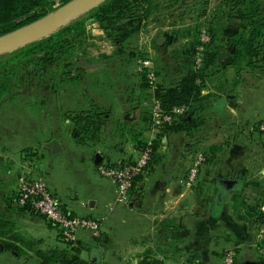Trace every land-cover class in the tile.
<instances>
[{
    "label": "crops",
    "instance_id": "obj_1",
    "mask_svg": "<svg viewBox=\"0 0 264 264\" xmlns=\"http://www.w3.org/2000/svg\"><path fill=\"white\" fill-rule=\"evenodd\" d=\"M160 19L156 14L148 18L135 42L140 52L155 59L158 67L172 66L175 65L172 51L182 47L188 37L173 34V29L178 26L164 24ZM110 45L109 53H112L114 46ZM218 57V65L223 67L220 84L206 81L201 93L223 98L230 84L233 85L234 70L229 66L228 51L220 49ZM243 82L236 81L233 88L241 90ZM232 99L234 105L220 100L207 110L214 118L209 125L217 126L215 132L220 138L218 143L213 140L203 148L205 151L211 147L216 152L209 153L208 158L204 155L191 188L185 185L192 164L189 153L197 147L194 136L201 135L200 130L169 132L156 151L157 159L136 178L126 204H114V185L98 175L94 156L99 150L89 154L87 146L76 142L64 145L59 138L62 150L58 153L64 155L66 161L63 163L68 162L71 166V172L80 182L78 187L75 184L64 186L52 177L48 167H53V161L58 157L48 148L40 153L39 164L28 155L15 158V168L0 173V181L10 180L12 188L18 191L21 177L40 176L52 195L58 197L71 214L103 217L98 238L81 231L74 245L76 254L89 264H141L145 261L153 264H221L223 252L232 246L237 250L234 264H264L259 251L264 245V221L243 218V211L236 212L232 207L233 196L240 195L245 203L264 212V133L242 128L246 120H258L262 114L254 97L246 98L245 102L236 95ZM29 147L34 148L33 145ZM138 153L134 144L128 142L123 148L110 152V162H128ZM100 158L99 163L109 160L102 154ZM225 179L233 180L232 189L219 183ZM32 229H36L40 237L50 238L48 248L59 244L56 226H32ZM6 242L10 240L0 238V264H59L44 261L38 254L40 251L33 253L32 248L21 241L12 242L18 247L16 251L5 249ZM20 244L28 248L24 250L27 255L18 251L22 249ZM94 255L95 259L92 258Z\"/></svg>",
    "mask_w": 264,
    "mask_h": 264
},
{
    "label": "trees",
    "instance_id": "obj_2",
    "mask_svg": "<svg viewBox=\"0 0 264 264\" xmlns=\"http://www.w3.org/2000/svg\"><path fill=\"white\" fill-rule=\"evenodd\" d=\"M55 1L0 0V36L46 15ZM61 1L65 3L69 0ZM187 1L201 3L199 16L205 15L208 0H170L169 4L164 0H105L86 15L69 22L49 36L0 55V112L7 107L13 111L10 112L11 117L0 118V134L10 133L6 131L7 124L13 123L9 126H13V134H16V131H19V134H32L35 131L36 137L30 136L32 143L47 142L52 138H59L50 127L56 125L57 128L62 120H68L69 133L76 143L96 142L105 134L106 129L107 136L115 144V132H110L114 125L110 123L113 105L110 104L109 107L105 97L97 93V83L92 80L94 74L87 73L85 66L93 61L102 63L101 72L106 80L114 85V73H122L123 69L130 67L132 62L141 57V60L145 59L144 53L140 52L135 42L144 22L154 14L160 16L163 21L161 11L171 9L177 3L181 6L176 5L167 16L180 17L182 13H178L176 9L181 10ZM212 14L209 19L211 21L196 22L192 27L183 30L179 28L184 25L183 22L169 23L168 25L178 26L173 29V34L188 37L182 47L172 51L175 65L158 67L155 59L147 56L146 58L152 60V68L158 78L155 88L152 90L148 86L145 69L141 72L135 69L132 75L139 78L133 79L130 76L134 82L118 94L119 99L124 97L122 103L126 114L132 116L139 108L144 109L147 114H141V117L137 118L135 132L128 138L139 151L144 149L149 141L148 138L143 139L140 136L150 130L152 100L158 101L166 111L175 106L187 107L185 114L177 116L172 124L166 125L162 133L151 140V162L157 159L156 151L162 144L163 136L181 130L195 131L199 125L205 123L202 118L210 104L204 99L214 96L207 94L205 97L201 91L205 86V79L212 77L215 72L211 71L218 68L221 42L216 37L217 30L211 25L219 14L225 18V22L236 20L242 24L233 36L227 38L228 43L232 45V49L228 51L229 66L234 70L231 87L238 81L241 72L253 74L261 70L264 73V0H220V5ZM89 23H100L104 35L114 46L112 53H100L97 57L88 54V41L92 38L87 30ZM205 25L211 26V34L206 31L210 40L204 44L201 66L195 68V52L200 44L198 32ZM229 90L231 89L225 91L223 102L234 105L233 99L227 98L232 95ZM61 98L63 103L60 102ZM69 99H74V106ZM62 108H65L63 113ZM14 113L18 115H13ZM122 139L127 140L126 137ZM34 152L33 150L32 153ZM215 152L216 149L210 147L203 154L208 158L209 153ZM31 156L29 155V159H32ZM232 188L233 185L230 189ZM18 196V191L6 195L0 190V238L10 240L4 243V248L12 251L18 249L12 242L23 241L11 221L16 211L15 206H19ZM232 207L236 212L242 210L243 218L253 217L260 222L264 221V212L245 203L240 195L233 196ZM23 243L32 248L30 241ZM71 251L54 248L45 253L40 251L38 254L46 262L89 264L76 254L75 248ZM141 264L153 263L145 261Z\"/></svg>",
    "mask_w": 264,
    "mask_h": 264
},
{
    "label": "rangeland",
    "instance_id": "obj_3",
    "mask_svg": "<svg viewBox=\"0 0 264 264\" xmlns=\"http://www.w3.org/2000/svg\"><path fill=\"white\" fill-rule=\"evenodd\" d=\"M198 1L201 2L202 0H198ZM164 2H166V4H169L170 0L168 2H167V0H164ZM208 2H209V4L207 6L206 13L203 16H199V12L202 10L201 3H197L194 1H187V3L182 7L181 10H180V8L176 9L178 13L179 12L182 13L180 15V17H178V16L177 17L167 16L168 13L176 7V5L181 6L180 3H177L175 5L171 4V5H173V7L171 9L166 8L163 11H161V13L163 14L162 19L164 18L163 23L169 24L171 22H176V23H182L183 22L184 25L179 27L181 30H183L187 27H192L194 24H196V22L201 23L205 20L208 21L211 18V16L213 15L212 11L215 10V8L218 5H220V0H208ZM195 3H197V4L195 5ZM62 4H64V3H62L61 0H56L54 2V5L51 7L50 11H48V13L53 12L58 7H60ZM94 7L83 11L78 16H76L72 20L68 21L66 24H68L69 22H71V21H73L79 17L86 15ZM198 17H199V19H198ZM209 21H211V20H209ZM232 21H229V22L226 21L225 22V18L219 14L218 18L215 21H212L213 25H211L214 30H217V36L216 37L219 38V40L221 42V43H219L221 45L220 49H223L226 52L232 49V45L228 43L229 41L227 38L233 36L238 31V29L242 27V24L239 23L238 21L235 20L233 22V24L231 23ZM211 26L210 25L202 26V28L200 30H205L211 34V30L209 29ZM87 30L90 33L89 34L90 37H92L88 41V48H87L88 54L91 57H97L100 53H109L111 42H110V39H108L104 35L103 29L101 28L100 23H89V24H87ZM176 30H178V29H176ZM224 33H225V38L222 39V35ZM199 34H200V31L198 32V37H199ZM136 38H137V36H136ZM229 46H231V47L229 48ZM143 55H144L143 58H146L147 56H149V54L145 53V52ZM155 57H156V55H155ZM141 58L137 59L134 62L133 66H132L133 68L132 67L130 68L128 66V68L123 69V71L120 70V71H122V73H120L119 71H117V73H114L113 76H115V78H116V82L114 83V85L111 82H108L106 80L105 76L103 75V73L101 72V70L103 69L102 63L97 62V61H93V62H91L85 66L87 73L94 74L92 76V80H95L97 83V93H101L105 97V101L109 107H110V104L113 105V110L111 111L112 112V115H111L112 118L110 119L111 120L110 123H112V124L114 123V125L112 126V128H110L111 129L110 132L114 131L115 135H116L115 137L117 139L115 141V144L112 143L110 141L109 137L107 136L108 133H106L107 130L105 129V131H104L105 134L104 135L102 134L100 136V140H98L96 142H88V143L82 144V145H85L88 147L86 149L90 151L89 154H93L92 152L99 150L98 154L99 155L102 154L104 157H107L109 160H105V162L112 164V165H116V164H120V163H116V162L111 163L110 162V152H112V151L114 152V150L117 148L121 149L124 146H126V144L128 142H131L128 138H130L131 135L133 134V131L135 129L134 126H135V123L137 122V118L141 117V114H144L142 116L147 115L146 112L144 111V109L141 110V108H139L137 111H134V113L132 115L133 117L130 114H126L125 113L126 109L124 107V104L122 103L124 97L122 96V97H120V99L118 97V94L120 93V91L123 92L125 88L130 87L131 83L134 82L132 80L135 77L139 78L138 76H133L132 74H133V69H134L135 63L136 62L138 63V61H140ZM156 59H157V57H156ZM221 69H223V67H220L218 65V68L213 69L211 71V72H215L214 75L212 77H210L209 79H205V80L207 82H209V80H212L214 85L220 84L218 82H219V76H220ZM117 75H118V77H117ZM130 76H132L133 79ZM239 80L244 81L243 82L244 83L243 88L241 90L236 91L235 90L236 88L230 87L231 90H229V91H232L231 94L234 95V97H235V95L238 97H241L244 102H245L246 98L248 100V97H250V96L254 97L257 100L258 109L260 110L259 112L262 114L261 117H263V118L260 117V119L255 120V121H251V122L246 120L245 124L242 125V128L245 127L244 128L245 130H247L249 132L251 131V132L256 133L257 131L255 130V124L259 121L264 120V73L261 72V70H257L253 74L241 72L239 75V78H238V81ZM204 96L206 97L207 94H205ZM220 96H217L216 98H212V97L209 98V96H207V98L204 99V101L207 100L206 101L207 103L209 101V104H210V106H208L207 110L210 109V107L213 103H217L220 100H222V103H224L223 102L224 98H220ZM62 98L60 99L61 103H63ZM69 101H72L71 104H72V106H74V99H69ZM244 102L242 103V105H244ZM5 109L1 110V112H3V113L0 112L1 113L0 118H2V119H5V118L12 116V113H10V112H13L12 110H10L11 108L7 107ZM64 109L65 108H62V113L64 112ZM207 110L204 113V115H205L204 118H202L203 120H205V123H203L197 127V131L200 130L201 135L196 134L194 136L195 137L194 141H196L197 147L193 148V150H191V152L189 153L191 155L192 161H193L194 157L196 156L197 152L203 153L204 149L207 147L206 144H212L213 140H215V142H217V143L219 142L218 138H220V137L218 136V133L215 132L217 126L214 124L211 126L209 125V122H212L214 119L213 114L209 113ZM13 115H18V114L14 113ZM12 124L13 123L7 124L8 127H7L6 131L10 132V133H6V134H2V135L0 134V173L6 172V169H9V168L14 169L15 168L14 167L15 158L16 159H18L20 157L24 158V156H27V155L28 156L32 155L31 156L32 159H34L36 161L35 164H39L40 155H41L40 153H42V151L46 148L43 145L44 141H39L38 143H32L31 137H36L35 131L32 134H19L20 133L19 131H16V132H14L16 134H13L12 133L13 131L11 130V128L13 126L11 128L9 127ZM14 125H15V123H14ZM55 127H56V125L51 126L50 129L52 131H54L55 133H57L61 143H63L64 145H70L72 142H76L75 138H73L71 136V134L69 133V130H68L69 121L68 120H62L59 123V126L57 128H55ZM146 133H149V132H145L144 135H142V133H141L140 138H143V139L148 138L149 139L150 136L149 135L147 136ZM125 137L127 138V140L122 139ZM164 137L165 136L162 137V140L164 139ZM205 137H207V138H205ZM30 145H33V147L35 149L30 148L29 147ZM32 150H35V152L32 153L33 152ZM56 156L58 157V159L53 161V167H48V171L51 172L52 177H54L55 180L62 183L64 186H71L72 187L73 184H75L78 187L80 182L75 178V174H73L71 172V169H72L71 166L69 165L68 162H66L65 164L63 163V161H66L64 155L62 153H57ZM56 156H54V158H57ZM10 159L12 160L11 162H10ZM10 175H11V173H10ZM0 176H2V175H0ZM42 176H44V175H42ZM0 190L2 191L3 194H6V195L11 194V193H15L17 191L16 189L12 188V184H10V180H7V182H5L2 179L0 181ZM15 208H16V211L11 217L12 226H15V231L21 235L23 241H25V242L30 241L32 243V245H31L32 250H30V251H32L33 253H36L37 251H41V252L45 253L49 250L57 248L59 250L60 249L61 250L67 249V251L72 252L71 250H73L74 247L63 244L59 239V235H56V230H55V236H56L57 241H59V244H57V246H53V247L48 248V245L50 242L48 240L50 238L48 236L40 237V235H38V231L36 229H32V226H49V228H53L54 225L52 223L46 221V218L43 215H41L40 213L35 212L33 210L21 208L19 206H15ZM23 241H21V242L24 245ZM22 244H20V247L22 249H19L18 251H22V253H24L23 255H27V253H25L24 250L27 251L28 248L24 247ZM37 248H39V249H37Z\"/></svg>",
    "mask_w": 264,
    "mask_h": 264
},
{
    "label": "built area",
    "instance_id": "obj_4",
    "mask_svg": "<svg viewBox=\"0 0 264 264\" xmlns=\"http://www.w3.org/2000/svg\"><path fill=\"white\" fill-rule=\"evenodd\" d=\"M200 44L196 48L194 66L199 68L202 64L204 44L210 40L205 30H200ZM153 62L149 58L138 61L136 70L146 71V78L150 89H154L158 81L153 68ZM146 104V102L144 103ZM187 107L175 106L166 111L160 103L152 100L150 104L151 127L149 130V141L147 146L139 151L138 155L131 161L112 165L109 163H98L96 171L98 175L110 181L115 188L114 204H126L130 200V192L135 179L143 175L148 169L152 159L151 140L162 133L166 125L172 124L177 116L185 114ZM255 130L264 133V120L255 124ZM204 160V154L197 152L187 172L185 185L191 188L196 179L197 171ZM19 196L17 204L23 208L33 210L43 215L47 221L58 229L60 241L68 246H74L77 235L81 231L90 234L92 238H98L101 231L103 217H84L71 214L62 204L61 200L52 195L46 181L40 176L21 177L18 188ZM111 208V206H110ZM260 254L264 257V245L260 247ZM237 255L236 247L226 249L222 255L221 264H234Z\"/></svg>",
    "mask_w": 264,
    "mask_h": 264
},
{
    "label": "water",
    "instance_id": "obj_5",
    "mask_svg": "<svg viewBox=\"0 0 264 264\" xmlns=\"http://www.w3.org/2000/svg\"><path fill=\"white\" fill-rule=\"evenodd\" d=\"M105 0H69L62 4L51 13L18 27L2 36H0V55L10 53L18 48H21L29 43L40 40L44 37L57 31L62 26L83 11L97 6ZM231 46H229L230 48ZM234 96L228 95L227 98L232 99ZM43 145L52 153H58L62 150L59 141L52 138ZM100 155L98 153L94 156L95 163L100 162ZM219 183L226 189L233 185V180H219ZM95 259V255L92 257Z\"/></svg>",
    "mask_w": 264,
    "mask_h": 264
}]
</instances>
